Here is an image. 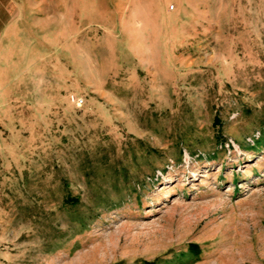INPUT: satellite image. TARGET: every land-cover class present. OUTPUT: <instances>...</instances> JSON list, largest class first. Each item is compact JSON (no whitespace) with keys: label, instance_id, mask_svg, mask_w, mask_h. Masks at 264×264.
Segmentation results:
<instances>
[{"label":"rangeland","instance_id":"1","mask_svg":"<svg viewBox=\"0 0 264 264\" xmlns=\"http://www.w3.org/2000/svg\"><path fill=\"white\" fill-rule=\"evenodd\" d=\"M61 4L0 89V264H264V0Z\"/></svg>","mask_w":264,"mask_h":264},{"label":"crops","instance_id":"2","mask_svg":"<svg viewBox=\"0 0 264 264\" xmlns=\"http://www.w3.org/2000/svg\"><path fill=\"white\" fill-rule=\"evenodd\" d=\"M61 5V0H0V89L8 87L9 71L30 64L31 38L40 40V15L52 7L56 16Z\"/></svg>","mask_w":264,"mask_h":264},{"label":"built area","instance_id":"3","mask_svg":"<svg viewBox=\"0 0 264 264\" xmlns=\"http://www.w3.org/2000/svg\"><path fill=\"white\" fill-rule=\"evenodd\" d=\"M80 102H81L80 98L76 100V104H79Z\"/></svg>","mask_w":264,"mask_h":264},{"label":"trees","instance_id":"4","mask_svg":"<svg viewBox=\"0 0 264 264\" xmlns=\"http://www.w3.org/2000/svg\"><path fill=\"white\" fill-rule=\"evenodd\" d=\"M148 264H150V263H148Z\"/></svg>","mask_w":264,"mask_h":264}]
</instances>
